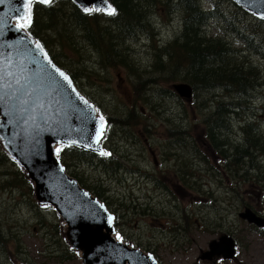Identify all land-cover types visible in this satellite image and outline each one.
<instances>
[{
	"label": "rangeland",
	"instance_id": "374dc122",
	"mask_svg": "<svg viewBox=\"0 0 264 264\" xmlns=\"http://www.w3.org/2000/svg\"><path fill=\"white\" fill-rule=\"evenodd\" d=\"M217 3L219 12L228 13L235 21L243 17L231 0ZM35 6L31 13L39 14L38 19L40 7ZM174 6L148 11L153 18L149 26L156 25L161 42L176 38L183 28V9ZM50 8H54L51 24L61 36L43 31L39 37L54 60L73 74L80 90L113 122L107 146L113 149L114 159L98 160L78 152L64 156L63 161L81 185L107 201L108 208L118 214V225L127 236L121 237L142 250H152L163 264H211L197 259L200 250L207 249L212 238L227 233L237 242L236 257L213 264H264V230L237 216L244 206L264 216V120L245 126L241 121L264 105V84L248 97H253L249 104L252 112L240 108L237 112L241 117L225 123L220 115L209 116L206 101L201 99L204 97L213 109V95L223 98L222 91L201 90L187 102L171 87L177 81H166L155 72L156 57L146 31L114 43V54L123 62L111 58L110 63L103 60L99 43L92 42L96 26L85 23L89 15L78 13L86 26L75 19V7L69 0ZM161 16L170 18L163 20ZM210 19L204 23V34H216L226 25L220 16L207 23ZM260 56L248 55L251 82L256 79L255 65H259L264 80V58ZM236 95L233 92L227 97ZM206 119L213 124L217 121L220 128L216 134L221 154L204 130L198 131ZM246 147L249 155L244 157L247 153L240 150ZM3 152L0 264H81L78 255L67 249L62 220L51 209L38 205L32 183ZM147 195L152 197L150 201Z\"/></svg>",
	"mask_w": 264,
	"mask_h": 264
},
{
	"label": "water",
	"instance_id": "95a60500",
	"mask_svg": "<svg viewBox=\"0 0 264 264\" xmlns=\"http://www.w3.org/2000/svg\"><path fill=\"white\" fill-rule=\"evenodd\" d=\"M76 1L84 5L103 2ZM232 1L244 9L264 14V0ZM25 3L26 0H0V68L5 73L0 81V142L28 175L34 176L37 199L42 202L50 192L49 171L55 169V162L59 163L56 145L73 144L103 152L99 143L103 132L97 140V130L105 123L70 78V83L63 80L56 70L67 75L66 72L48 58L45 60L50 65H45L31 48L33 39L22 28H17L15 20L27 15ZM172 87L182 96L190 97L192 93L188 83ZM55 184L59 193L56 211L68 224L64 236L71 247L80 251L82 264H157L151 254L145 259L135 250L112 244L108 228L111 222L107 223L106 216L97 208L86 207L89 200L83 197L92 196L76 180L63 173ZM238 215L264 226V218L249 207ZM235 245L230 235L222 234L208 242V250L202 251L199 258L206 261L230 259Z\"/></svg>",
	"mask_w": 264,
	"mask_h": 264
},
{
	"label": "trees",
	"instance_id": "16d2710c",
	"mask_svg": "<svg viewBox=\"0 0 264 264\" xmlns=\"http://www.w3.org/2000/svg\"><path fill=\"white\" fill-rule=\"evenodd\" d=\"M111 1L116 9L114 15L105 18L100 17V15H92V18H84L85 23H93L96 26V40L92 42L99 43L100 53L104 61L112 63L111 58H115V62H123L118 54H114L116 49L114 43L123 39L138 37L137 31H146L149 37L153 34L154 26H149V20L152 21L153 18L148 13L152 7L167 6L172 8L173 5H180L184 12L182 15L183 28L180 34L160 47L151 45L156 57L153 67L156 73L161 74V78L166 81L189 82L195 94H199V90L205 91L220 87L229 93H239L242 97L250 93V89L253 88L251 85L258 82L260 73L256 67V79L252 82L249 80L252 67L247 62L250 52L263 55L262 58H264V20H254L249 17L250 15L246 11L237 7L236 10L243 17L235 21L234 17H231L228 13L219 12L218 0H180V2L178 0ZM39 7L41 8L40 17L36 21L31 20V25L28 28L36 35L41 34L43 31H53L56 33V37L60 38L59 31L54 24H51L53 8L48 9V4L45 6L39 5ZM75 14V19L82 23L83 17L77 12ZM217 16L222 17V21L226 25L221 27L220 32L214 34V36L204 34L201 28L203 24L210 18L216 21ZM237 21H240V23L237 24ZM104 24L108 25L104 27ZM79 27L84 30L82 25L79 24ZM231 31L239 37V41L244 47L232 46L224 40L223 35L225 32L231 33ZM80 34L84 36L83 32ZM256 66L260 68L259 65ZM148 80H152V78H148ZM201 99L204 102L203 97ZM185 100L187 102L191 101L188 97ZM215 102H217L216 109L209 116H226L227 111L225 112L224 103L217 99ZM243 106L245 107L246 103ZM204 123L206 125L198 128V131L215 129L209 119H206ZM216 123L217 121H215ZM213 139L216 141L215 137ZM253 147L257 148L256 145H253ZM247 150L249 151L248 147L240 150L243 154L247 153L244 157L249 155ZM72 152L76 154L78 152L86 153L75 148H72ZM116 167L122 166L117 165ZM234 171H236V168H234Z\"/></svg>",
	"mask_w": 264,
	"mask_h": 264
},
{
	"label": "snow or ice",
	"instance_id": "6c2138e0",
	"mask_svg": "<svg viewBox=\"0 0 264 264\" xmlns=\"http://www.w3.org/2000/svg\"><path fill=\"white\" fill-rule=\"evenodd\" d=\"M40 2H42V3H50L51 0H40ZM25 7L28 8V13H27L26 16L19 18V22L17 24V28H26V27L31 25V11H30V9H31V0H26ZM85 11L87 12V11H91V10L88 9V8H85ZM106 11H107V14L114 15L115 12H116V9L109 5V7L106 9ZM36 47L37 48H41V45L39 44V42H37ZM41 51H43L42 48H41ZM44 56H45V59H47V53H44ZM56 71L59 73V76L63 78V80L68 81L70 83L69 77L67 75H65V73H63L59 69H57ZM4 75H5V73H4L3 68H0V81L3 80ZM8 75H11V74L8 73ZM99 119L101 121H103L104 117L100 116ZM103 128H104V125L101 124L100 128L97 130V140H99L100 136L102 135ZM56 151L59 152L60 149L58 148ZM102 154L107 155V153H102Z\"/></svg>",
	"mask_w": 264,
	"mask_h": 264
},
{
	"label": "flooded vegetation",
	"instance_id": "af4514ba",
	"mask_svg": "<svg viewBox=\"0 0 264 264\" xmlns=\"http://www.w3.org/2000/svg\"><path fill=\"white\" fill-rule=\"evenodd\" d=\"M241 110L242 112H252V108L251 106L247 103L246 105V108L244 109V106L242 105L241 107ZM236 115L233 114L231 116H227L224 118V121L225 123H228V124H232V121L231 119L234 118ZM238 118V116H236ZM240 121V119H238ZM241 122V121H240ZM213 126H215V129H217V131L220 129L218 126H217V123L216 124H213ZM238 127H241V125H238ZM215 129H208V130H205L203 132V134L207 137H209L213 143H214V148H219V151H220V154L222 153V150H221V144H220V136L218 134H216L217 131H215ZM255 132V131H254ZM216 138V141L213 139V138ZM223 145V143H222ZM121 168V167H120ZM146 177L150 178V174H147ZM147 198L148 200L150 201L152 199V197L150 195H147Z\"/></svg>",
	"mask_w": 264,
	"mask_h": 264
},
{
	"label": "bare ground",
	"instance_id": "6f19581e",
	"mask_svg": "<svg viewBox=\"0 0 264 264\" xmlns=\"http://www.w3.org/2000/svg\"><path fill=\"white\" fill-rule=\"evenodd\" d=\"M179 30V29H178ZM177 34V33H176ZM152 35V34H151ZM159 37V36H158ZM147 38H148V36H147ZM152 87H153V85H152ZM256 90V89H255ZM246 105H247V103H246ZM246 108V106L244 107V109ZM170 121H172V120H170ZM179 123V122H178ZM182 126V125H181ZM180 126V127H181ZM179 128V127H178ZM182 128V127H181ZM111 163V162H110ZM120 168V167H119ZM106 170V169H105ZM109 170V169H108ZM130 171V170H129ZM263 181V180H262Z\"/></svg>",
	"mask_w": 264,
	"mask_h": 264
}]
</instances>
